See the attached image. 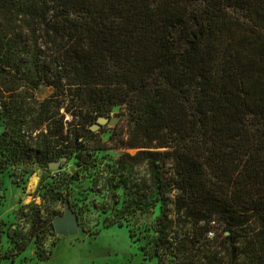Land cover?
<instances>
[{
	"label": "trees",
	"instance_id": "trees-1",
	"mask_svg": "<svg viewBox=\"0 0 264 264\" xmlns=\"http://www.w3.org/2000/svg\"><path fill=\"white\" fill-rule=\"evenodd\" d=\"M1 105L24 162L137 150L188 264H264V0H0Z\"/></svg>",
	"mask_w": 264,
	"mask_h": 264
},
{
	"label": "rangeland",
	"instance_id": "rangeland-1",
	"mask_svg": "<svg viewBox=\"0 0 264 264\" xmlns=\"http://www.w3.org/2000/svg\"><path fill=\"white\" fill-rule=\"evenodd\" d=\"M52 93L41 85L33 97L42 102ZM126 115L125 108L116 107L108 118L120 117L116 126L122 127ZM23 122L22 136L28 126ZM7 123L17 129L20 121L9 120L1 105L0 135ZM112 128L101 126L98 137L107 142ZM14 137L0 141V264H188L186 250L171 242L181 226L174 222L173 209L161 213L156 188L149 181L142 184L151 169L143 164L122 172L118 167L122 154L137 150L95 151L96 163L88 168L79 167L68 155L49 163H28L15 152ZM32 138L38 143L41 139L37 134ZM88 145L94 148L95 140ZM61 158L65 160L57 169L49 168ZM65 205L73 210L81 231L59 236L53 221L64 214ZM165 212L168 219L159 221ZM172 228L173 233L166 234Z\"/></svg>",
	"mask_w": 264,
	"mask_h": 264
},
{
	"label": "water",
	"instance_id": "water-1",
	"mask_svg": "<svg viewBox=\"0 0 264 264\" xmlns=\"http://www.w3.org/2000/svg\"><path fill=\"white\" fill-rule=\"evenodd\" d=\"M119 120L120 117H116L113 119H109L106 117H99L96 123L90 127V129L93 132H96L101 128V126L104 125L115 127ZM64 160L65 158H61V160L58 162L50 163L49 168L57 169L58 166H60L61 162ZM53 227L55 233L59 236H69L76 233L77 231H81V228L78 225V219L69 205H65L64 214L62 216L54 219Z\"/></svg>",
	"mask_w": 264,
	"mask_h": 264
},
{
	"label": "built area",
	"instance_id": "built-area-1",
	"mask_svg": "<svg viewBox=\"0 0 264 264\" xmlns=\"http://www.w3.org/2000/svg\"><path fill=\"white\" fill-rule=\"evenodd\" d=\"M213 224H214V222H213ZM208 236H209V237H213V236H214V231H212V230L209 231V232H208Z\"/></svg>",
	"mask_w": 264,
	"mask_h": 264
}]
</instances>
